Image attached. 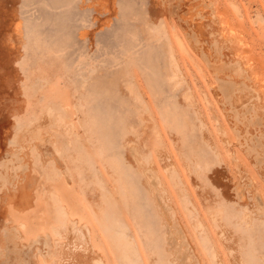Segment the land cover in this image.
Wrapping results in <instances>:
<instances>
[{
    "label": "rangeland",
    "instance_id": "374dc122",
    "mask_svg": "<svg viewBox=\"0 0 264 264\" xmlns=\"http://www.w3.org/2000/svg\"><path fill=\"white\" fill-rule=\"evenodd\" d=\"M60 1L0 0V264H264V0Z\"/></svg>",
    "mask_w": 264,
    "mask_h": 264
},
{
    "label": "crops",
    "instance_id": "0c3cea01",
    "mask_svg": "<svg viewBox=\"0 0 264 264\" xmlns=\"http://www.w3.org/2000/svg\"><path fill=\"white\" fill-rule=\"evenodd\" d=\"M74 8L72 10V17H73V24H74V33L78 38V43L77 44H86V42L84 40H82L81 36L83 34H88L90 33V28L93 26V16H92V12L90 10V7H82L81 4L84 2H86V0H71ZM61 3L60 0H23V6L26 9L25 12H27L31 7H37L40 10V13L46 12L48 7H53V8H58L57 6H59ZM49 14V13H48ZM28 16V15H27ZM51 17L47 15V12L44 13V16H42V20L40 21V25L42 23H44V26L46 24H50L51 22ZM43 25V24H42ZM41 25V26H42ZM47 26V25H46ZM48 27V26H47ZM41 30H45V31H52V29L50 28V26L48 28H43L41 27ZM31 27L28 29L30 31ZM57 40H59V36L58 38H56ZM57 44V43H55ZM72 46L70 44H58L56 46V51L57 50H66L71 48Z\"/></svg>",
    "mask_w": 264,
    "mask_h": 264
},
{
    "label": "bare ground",
    "instance_id": "6f19581e",
    "mask_svg": "<svg viewBox=\"0 0 264 264\" xmlns=\"http://www.w3.org/2000/svg\"><path fill=\"white\" fill-rule=\"evenodd\" d=\"M175 63V62H174ZM217 210V209H216ZM99 263V262H98Z\"/></svg>",
    "mask_w": 264,
    "mask_h": 264
}]
</instances>
